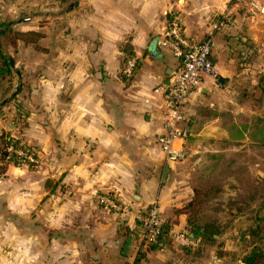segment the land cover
<instances>
[{
  "label": "crops",
  "instance_id": "0c3cea01",
  "mask_svg": "<svg viewBox=\"0 0 264 264\" xmlns=\"http://www.w3.org/2000/svg\"><path fill=\"white\" fill-rule=\"evenodd\" d=\"M27 1L30 8L37 4ZM51 3L63 9L55 13V52L26 91V129L11 133L37 153L39 166L0 167V264H222L213 246L192 234L193 189L158 141L164 89L181 63L158 41L170 10L182 13L187 36L204 40L224 0ZM230 11L232 20L214 32L213 69L186 103L183 125L190 135L183 151L209 130L202 115L258 114L243 97L255 85L264 88V79L255 80L264 66L245 63L242 55L259 51L264 64V0ZM39 24L29 29L41 32ZM203 107L212 110L203 114ZM98 195L122 208L105 206ZM154 203L166 226L162 247L141 239L137 216Z\"/></svg>",
  "mask_w": 264,
  "mask_h": 264
},
{
  "label": "rangeland",
  "instance_id": "374dc122",
  "mask_svg": "<svg viewBox=\"0 0 264 264\" xmlns=\"http://www.w3.org/2000/svg\"><path fill=\"white\" fill-rule=\"evenodd\" d=\"M35 1L37 4L30 8L27 0H0V21L8 23L7 31L0 36L1 51L14 59L10 72H0V131L15 140L11 135L13 127L26 129V91L37 79L39 67L55 52V13H63L51 0L45 4ZM34 14L31 22L26 20ZM39 23L41 32L29 29L38 28ZM18 31H38L39 36L27 35L32 41L26 43L18 38ZM244 56L245 63L264 66L259 51H249ZM240 78L244 84L245 73ZM263 79L264 71L255 73L256 81ZM255 86L243 98H251V106L258 114L248 119L245 114L221 109L202 115L200 123L210 125L209 130L193 138L177 159L186 185L193 189L189 221L198 226H214L215 238L204 237V241L213 246L222 264H247L244 259L253 250L264 251V88ZM14 91L16 94L9 98ZM203 109V114L212 110ZM2 157L0 149V167ZM52 186L50 183L46 187L53 190ZM255 264H264V258Z\"/></svg>",
  "mask_w": 264,
  "mask_h": 264
},
{
  "label": "built area",
  "instance_id": "2783aa9c",
  "mask_svg": "<svg viewBox=\"0 0 264 264\" xmlns=\"http://www.w3.org/2000/svg\"><path fill=\"white\" fill-rule=\"evenodd\" d=\"M251 7H258V0H248ZM246 0H224L222 12L219 18L212 24L209 36L204 40H196L184 32L183 15L179 10H170L167 25L159 45L170 51L181 60L180 66L169 79L164 89L165 117L164 133L158 141L166 159L177 161L183 155V145L190 135L189 128L183 125L185 120L184 109L191 92L198 87L204 75L213 69L211 51L214 45V32L225 27L232 20L231 6L245 4ZM135 62L127 64L124 72L132 73ZM175 141H180V147L175 148ZM6 155L1 162L3 164L14 163L36 169L39 166L37 153L22 142L6 145ZM98 200L108 207L121 209V205L108 195H98ZM141 222V239L145 245L163 246L162 233L164 219L161 216L159 206L154 203L144 213L137 216Z\"/></svg>",
  "mask_w": 264,
  "mask_h": 264
},
{
  "label": "trees",
  "instance_id": "16d2710c",
  "mask_svg": "<svg viewBox=\"0 0 264 264\" xmlns=\"http://www.w3.org/2000/svg\"><path fill=\"white\" fill-rule=\"evenodd\" d=\"M8 23H4L0 21V36L2 34H4L7 29H5V27L7 26ZM29 34H34L36 36H39V32L38 31H29V32H24V31H18L17 36L18 38L26 41H32L31 39L27 38V35ZM0 72H2V70L10 72V67H9V60L8 58L5 56V54L1 51V41H0ZM4 69H3V67ZM15 146L18 144V141L9 137V134L3 131H0V149L2 150V155L3 157L7 154L6 153V145L8 142H10ZM2 157V158H3ZM189 221V219H188ZM190 222V221H189ZM191 224V222H190ZM191 232L195 237H200L203 241H204V237L205 239H213L216 236L215 231L213 230L214 226L212 225H206V226H198V225H194L191 224ZM166 232V226H164L163 229V233H162V241L164 242V234ZM155 246V245H153ZM263 259L264 258V251L261 250H253L248 256L245 257L244 262L247 264H255L257 259Z\"/></svg>",
  "mask_w": 264,
  "mask_h": 264
},
{
  "label": "water",
  "instance_id": "95a60500",
  "mask_svg": "<svg viewBox=\"0 0 264 264\" xmlns=\"http://www.w3.org/2000/svg\"><path fill=\"white\" fill-rule=\"evenodd\" d=\"M73 5H70V7H72ZM8 60H9V65H10V67H14V59L11 57V56H9L8 57ZM220 80H222V78H220ZM18 90V88H16V91ZM16 91H14L12 94H11V96L9 97V98H11V97H13L15 94H16ZM9 98L8 99H5L4 101H3V103L2 104H4V103H6L8 100H9ZM167 169V168H166ZM127 246H128V243H127V245H126V248H127Z\"/></svg>",
  "mask_w": 264,
  "mask_h": 264
}]
</instances>
